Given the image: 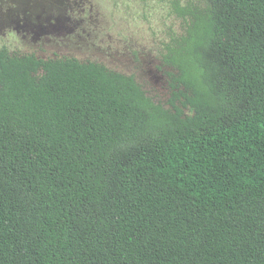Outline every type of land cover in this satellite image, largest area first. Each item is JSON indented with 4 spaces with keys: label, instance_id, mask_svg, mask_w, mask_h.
I'll return each mask as SVG.
<instances>
[{
    "label": "trees",
    "instance_id": "trees-1",
    "mask_svg": "<svg viewBox=\"0 0 264 264\" xmlns=\"http://www.w3.org/2000/svg\"><path fill=\"white\" fill-rule=\"evenodd\" d=\"M213 7V93L156 132L105 65L0 51V264H264V0Z\"/></svg>",
    "mask_w": 264,
    "mask_h": 264
},
{
    "label": "clouds",
    "instance_id": "clouds-1",
    "mask_svg": "<svg viewBox=\"0 0 264 264\" xmlns=\"http://www.w3.org/2000/svg\"><path fill=\"white\" fill-rule=\"evenodd\" d=\"M49 5L53 15H63L75 27L72 34L33 43L6 28L0 51L39 55L53 47L112 64L133 87L143 86L139 106L151 114L149 132L163 129L174 107L190 108L187 98L212 95L217 77L206 53L218 41L213 0H49ZM149 67L163 74V87L146 78Z\"/></svg>",
    "mask_w": 264,
    "mask_h": 264
},
{
    "label": "rangeland",
    "instance_id": "rangeland-1",
    "mask_svg": "<svg viewBox=\"0 0 264 264\" xmlns=\"http://www.w3.org/2000/svg\"><path fill=\"white\" fill-rule=\"evenodd\" d=\"M62 2L63 0H57V4ZM6 28H13L18 34L30 36L33 43H38L50 36L63 37L75 31V27L66 17L52 14L49 0H2L0 3V34H3ZM12 54L27 55L30 53L14 52ZM35 56L41 59L75 58L85 63L103 64L117 72L115 66L110 63L98 58L84 59L79 53L71 50L58 51L56 48L48 47L43 48L39 55ZM145 76L153 87H163L166 83L163 74L157 69L149 67Z\"/></svg>",
    "mask_w": 264,
    "mask_h": 264
}]
</instances>
